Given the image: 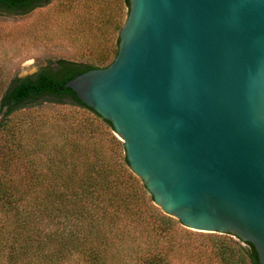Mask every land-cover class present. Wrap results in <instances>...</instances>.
<instances>
[{"label":"water","instance_id":"obj_1","mask_svg":"<svg viewBox=\"0 0 264 264\" xmlns=\"http://www.w3.org/2000/svg\"><path fill=\"white\" fill-rule=\"evenodd\" d=\"M116 56L66 82L153 205L264 264V0H129Z\"/></svg>","mask_w":264,"mask_h":264},{"label":"trees","instance_id":"obj_2","mask_svg":"<svg viewBox=\"0 0 264 264\" xmlns=\"http://www.w3.org/2000/svg\"><path fill=\"white\" fill-rule=\"evenodd\" d=\"M48 1L0 0V12L24 14ZM100 1L101 23L119 32L118 0L112 10L110 0ZM121 1L129 9V0ZM118 42L117 37L113 51L106 43L97 48L92 62L56 59L54 66L14 76L5 86L0 83V148L4 146L1 150L10 157H0V264H60L74 252L84 256L83 264H108L113 257L109 248L117 246L121 255L124 239L131 246L137 242L134 233L124 236L126 229H120L123 216L140 224L136 219H146L148 229L161 232L179 222L153 205L145 185L129 170L126 156L118 158L125 150L112 134L111 122L66 86L78 74L110 64L109 51L115 57ZM43 103L75 110L39 114L37 107ZM13 159L28 169L25 188L15 187L7 173ZM43 219L58 228L42 234L37 224ZM117 228L122 233L112 235ZM236 238L238 244L216 238L221 263L259 264L253 244Z\"/></svg>","mask_w":264,"mask_h":264},{"label":"rangeland","instance_id":"obj_3","mask_svg":"<svg viewBox=\"0 0 264 264\" xmlns=\"http://www.w3.org/2000/svg\"><path fill=\"white\" fill-rule=\"evenodd\" d=\"M100 2V0H49L24 14L0 12V83L5 86L14 76L22 77L54 66L56 59L92 62L96 58V49L105 46V43L108 45L107 49L113 51L116 47L117 30H110V27L106 28L105 24L101 23L103 20L101 12L104 10ZM117 5L120 6L122 26L128 8L121 0L117 1ZM112 8H116L114 0L109 2V9ZM111 51L109 58L113 60ZM37 110L39 114L54 112L65 115L75 108L43 103ZM112 134L117 137L114 132ZM52 136L55 137L53 134ZM58 139L55 138L53 142ZM3 148L4 146L0 148V157L10 161L8 152L1 150ZM123 155L125 153L122 151L118 158ZM7 173L18 184L14 185L15 187L25 188L24 179L29 175L24 165L13 159ZM123 218L119 227L126 229L123 232L124 236L129 235L128 232L134 233L137 242L131 246V243H128L130 241L124 239L123 243L127 244L126 246L124 244L122 248L124 252L121 255L117 246L109 248L113 257L108 264H222L214 248L216 238L221 237L239 243L234 236L197 234L180 223L161 232L156 228L148 229L150 225L146 219H136L142 221L143 225L130 221L129 217ZM79 223L82 221L79 220ZM37 227L43 234L48 230L57 229L58 225L52 220L43 219L38 220ZM120 229L117 228L110 233L120 235L122 233ZM81 255L74 252L60 264H83L84 256L82 255V259Z\"/></svg>","mask_w":264,"mask_h":264}]
</instances>
